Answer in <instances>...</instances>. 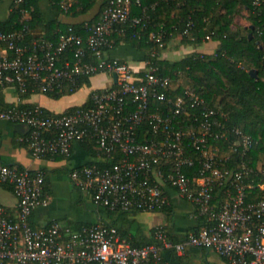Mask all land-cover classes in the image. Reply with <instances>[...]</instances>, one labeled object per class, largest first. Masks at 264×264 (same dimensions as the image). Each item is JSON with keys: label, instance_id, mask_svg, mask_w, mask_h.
I'll return each instance as SVG.
<instances>
[{"label": "built area", "instance_id": "built-area-1", "mask_svg": "<svg viewBox=\"0 0 264 264\" xmlns=\"http://www.w3.org/2000/svg\"><path fill=\"white\" fill-rule=\"evenodd\" d=\"M262 2L253 1L257 7ZM23 3L10 4V12L20 11L23 26L0 28V89L14 90L22 101L25 94H59L67 87L75 93L86 85L83 79L98 75L108 76L110 85L92 89L83 104L60 112H47L40 104H14L0 111V120L29 128L21 140L35 158L68 157L76 143L95 141L102 151L93 159L97 162L74 168L69 176L97 207L158 213L179 198L191 204L194 217L206 216L208 223L180 241L159 227L157 242L145 246L132 245L106 220L76 228L52 218L36 226L33 214L52 200L46 174L0 159V184L11 186L18 199L15 215L0 205V264H162L164 252L184 254L189 248L212 249L228 264H264V198L246 202L244 177L250 168L245 163L240 170L228 167L231 155L212 142L225 136L217 131L222 126L216 118L220 110L210 107L191 86L175 94L181 82L175 85L171 76L159 74L153 58L136 66L110 55L115 34L144 38L148 16L132 15V0H107L99 19L85 22L86 36L71 26L52 42L39 39L44 32L29 26L30 9ZM72 3L59 0L65 13ZM193 25L190 21L182 34L188 35ZM166 35L163 25L148 33V41L154 43L152 57L165 56ZM153 99L166 108H153ZM145 124L154 138L145 132L141 139ZM235 132L239 139L230 151L240 146L246 154L252 138L240 129ZM116 156L111 166L98 164ZM196 164L197 173L188 175L185 168ZM218 186L225 187V198L216 205Z\"/></svg>", "mask_w": 264, "mask_h": 264}, {"label": "trees", "instance_id": "trees-1", "mask_svg": "<svg viewBox=\"0 0 264 264\" xmlns=\"http://www.w3.org/2000/svg\"><path fill=\"white\" fill-rule=\"evenodd\" d=\"M100 0H73L69 12H63L59 0H51L53 6L60 12L79 16L89 13ZM107 0L101 4L99 13L92 20L79 23L66 24L58 19L47 20L40 7V0H24L22 6L30 9L29 26L33 29H42L41 40L58 42L60 35L67 32L71 26L82 35H87L84 28L85 22L94 24L101 16V12ZM132 0V15L148 16L147 29L143 39L132 38L130 35L119 36L115 34L116 46L121 42L133 44L139 51L143 52L142 59L153 58L159 67L158 73L163 76H171L174 84H180V77L184 74L187 83L181 82L175 94L183 93V86L193 87L203 97L210 107L220 110L217 120L222 124L217 131L224 133V137L212 142L219 144L222 151L229 153L228 167L235 170L242 169L243 163L247 164L250 171L244 177L247 185L246 202H254L264 198V0L260 6H255L254 0ZM244 11L248 12L247 25H236L235 18ZM193 21L190 33L182 34L187 24ZM167 29L166 43L169 46L172 39L182 35L180 41L183 43L202 44L209 41H217L218 49L214 53L192 52L182 59L172 61L166 56L152 57L150 50L154 43L148 41V33L159 30L161 26ZM23 26L20 22V11H12L6 20L0 19V28L11 31ZM134 29H131V32ZM207 36H210L207 39ZM32 36L29 34L28 38ZM255 69L257 75L251 74ZM85 83H91L90 78L83 79ZM65 92L50 94L48 96L59 99L64 95L73 94L67 87ZM29 94H25L24 98ZM4 102L0 91V111L12 107ZM20 107H33L34 104H21ZM165 109L166 106L159 100L153 99V108ZM47 112L50 110L45 109ZM223 114V115H222ZM240 129L252 138V146L243 153V148L235 146L236 150L230 151L234 141L239 139L235 130ZM141 139L145 132L148 138L155 135L148 125L141 129ZM30 130L26 134L29 133ZM81 143L96 158L102 153L100 146L91 140ZM24 144L27 145L26 142ZM193 154V153H192ZM64 157H55L59 159ZM49 159V157H48ZM52 159V158H50ZM119 156L105 161H98L102 167L113 165ZM97 161H90L92 164ZM199 166L185 168L188 175L197 173ZM47 182V178H46ZM47 184V183H46ZM76 188V187H75ZM77 189V188H76ZM79 190V189H78ZM225 187L218 186L214 191L215 204H220L225 198ZM80 191V190H79ZM173 202L165 206L159 213H164L167 218L173 217ZM103 208V207H100ZM106 209V208H103ZM110 224L115 225L121 234L134 246H145L157 242L155 231L162 227L167 230L170 238L174 241L184 239L190 233H196L207 225L206 216H197V225L188 229L187 232L179 233L174 226L158 225L146 232L144 225L136 218L138 212L130 213L124 211H111ZM75 226L80 228L84 225ZM167 254H175L173 250L163 253L166 262ZM163 261V262H164ZM162 262V264H164Z\"/></svg>", "mask_w": 264, "mask_h": 264}, {"label": "crops", "instance_id": "crops-1", "mask_svg": "<svg viewBox=\"0 0 264 264\" xmlns=\"http://www.w3.org/2000/svg\"><path fill=\"white\" fill-rule=\"evenodd\" d=\"M103 2L104 0H100L89 13L79 16L67 15L60 12L53 6L51 0H40V7L43 15L47 20L58 19L63 23L70 24L83 22L85 20H92L99 13L101 4ZM10 4L11 0H0V19L6 20L9 17L11 13ZM247 15V11H244L242 14L237 15L233 27H236V25H247ZM239 19L242 20V22H239ZM35 31L42 32V29L39 28ZM176 40L178 41V39L171 40L172 42H170L165 54V56L172 61L182 59L192 52L214 53L219 46V43L217 41H209L202 44L183 43L179 41L178 47H175L174 42H176ZM131 53L133 54V56L131 55ZM134 54H136V56H134ZM110 55L123 60H127L136 66H142L144 62V59H142L143 52L139 51L131 43L121 42L118 46L114 47V49L110 51ZM90 80V84L86 83L85 86H81L80 88L82 89L84 87H88L85 101L88 99L89 93L92 89L102 88L110 85L109 77L105 75L94 76ZM80 89H78L73 94L64 95L59 99H55L45 94H35L23 98L22 101L18 100V96L14 90L0 89V91L2 93L4 102L9 105L40 104L50 111L57 112L49 108L48 104L61 101L65 97H75ZM43 98H45L44 101H42ZM76 105L80 104L72 103L66 105L61 111ZM28 130L29 128L23 124L13 123L7 120H0V159L3 162L11 165L27 167L32 170H43L46 174L47 190L52 196L51 204L47 208H40L35 211L32 217L34 225L42 226L47 224L50 219L59 217L55 215L56 211L53 209V200L57 194H66L67 196H72V194L76 193L79 197L78 201H80L81 203H83V199L85 198V196L91 200L88 195L75 188L70 180L69 172L74 168L87 164L88 162L92 161L94 157L90 155L89 151L81 143H76L73 146L72 154L68 157L59 159L35 158L31 155L28 146L24 144V141L21 140L22 137L26 135ZM173 200L174 216L170 219L161 212L140 213L136 216L137 220L144 225L143 229L146 232H149L150 229L154 226L168 225L170 227L174 226L177 232L184 233L187 232L188 229L197 225L196 217H194L192 213L191 204L188 201L179 198H174ZM0 205L5 206L8 212L12 215H15L17 213L18 199L11 186L0 184ZM93 215L92 218L87 221L77 219L68 220L65 222H68L73 226H80L87 223L90 224L95 221H109L111 219L110 212L97 206L96 211H94ZM166 262L168 264H228V261L224 257L219 255L216 251L207 248H189L184 254H177L176 252L175 254H167Z\"/></svg>", "mask_w": 264, "mask_h": 264}, {"label": "rangeland", "instance_id": "rangeland-1", "mask_svg": "<svg viewBox=\"0 0 264 264\" xmlns=\"http://www.w3.org/2000/svg\"><path fill=\"white\" fill-rule=\"evenodd\" d=\"M238 21L242 22V20H240V19ZM245 22H246V20H245ZM180 38H181L180 36L174 38V39H178V41L176 40V42H174L175 47L176 46L178 47V42L180 41ZM132 52H134V51H132ZM131 55L133 56L132 53H131ZM134 56H136V54H134ZM180 78H181L180 81L182 83L183 82L187 83V78L184 74ZM87 89H88V87H84V88L79 90V92L77 93V95H75V97H65L61 101H57V102H53V103L48 104V106L52 110L59 112L62 109H64V106H66V105H69L72 103L73 104L74 103L81 104L86 99ZM44 100H45V98L42 99V101H44ZM78 199H79V197L76 193L72 194V196H67L66 194H62V195L57 194L53 200L54 201L53 209L56 211L55 215L57 217L59 216L58 218L63 220V221L77 220V219H82V220H86V221L90 220L92 218L94 211H96V206L86 196L83 199V203L78 201Z\"/></svg>", "mask_w": 264, "mask_h": 264}, {"label": "water", "instance_id": "water-1", "mask_svg": "<svg viewBox=\"0 0 264 264\" xmlns=\"http://www.w3.org/2000/svg\"><path fill=\"white\" fill-rule=\"evenodd\" d=\"M250 72H251V74L254 75V76L257 75V71H256L255 69H252ZM114 77H115V80H117V75H116V74L114 75Z\"/></svg>", "mask_w": 264, "mask_h": 264}]
</instances>
